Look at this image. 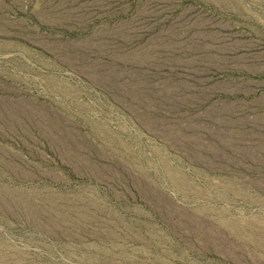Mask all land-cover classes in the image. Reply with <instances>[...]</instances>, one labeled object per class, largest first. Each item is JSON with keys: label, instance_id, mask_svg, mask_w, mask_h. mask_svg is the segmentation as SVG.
<instances>
[{"label": "rangeland", "instance_id": "rangeland-1", "mask_svg": "<svg viewBox=\"0 0 264 264\" xmlns=\"http://www.w3.org/2000/svg\"><path fill=\"white\" fill-rule=\"evenodd\" d=\"M0 264H264V0H0Z\"/></svg>", "mask_w": 264, "mask_h": 264}]
</instances>
